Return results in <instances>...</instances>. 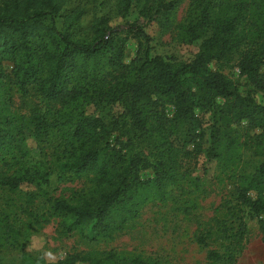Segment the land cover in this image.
Instances as JSON below:
<instances>
[{"label":"trees","instance_id":"trees-1","mask_svg":"<svg viewBox=\"0 0 264 264\" xmlns=\"http://www.w3.org/2000/svg\"><path fill=\"white\" fill-rule=\"evenodd\" d=\"M134 1H142L146 13L147 9L159 12L175 6L163 0H116L115 16L125 20L123 25L113 24L114 18L103 15L85 26V9L76 5V0L72 9L67 8L68 0H0V81L7 78L2 61L10 59V82L25 93L30 86L36 87L45 98L59 104L52 116H35L29 125L15 122L12 116L0 120L1 161L10 168L11 161L18 165L0 184L15 192L24 181L48 183L55 168L76 175L94 173L96 185L88 193H80L74 201L52 200V213L64 216L69 230L96 220L108 231L136 217L141 201L134 196L135 189L146 183L162 191L176 178L180 150L172 137H179L181 127L185 130L183 146L202 136L196 132V109L213 112L210 158L223 159L224 152L238 141V130L231 123L241 125L246 120L249 127L264 129V0H235L228 6L229 15L219 20L213 19L209 5L199 7L184 25L185 39H200L209 28L213 32L191 61L151 55L147 32L136 21H126ZM129 35L137 39L138 49L126 63ZM231 52L239 53L246 90L237 80L209 67L212 59ZM168 107H172L171 116ZM116 132L126 139L112 143ZM30 137L39 145L56 140L49 170L24 162ZM251 138L264 157V132ZM136 140L147 142L155 151V176L146 181L139 172L147 158L136 150ZM253 190L255 198L249 195ZM235 192L237 202L224 206L237 218L238 226L233 233L222 230L225 240L246 233L244 216L238 214L242 208L237 206L246 205L256 215L264 214V161L254 173L239 177ZM42 220L49 217L43 215ZM220 225L225 229L226 220ZM198 241L208 245L205 235ZM208 257L235 262L231 252L221 254L216 249L210 250ZM104 263L149 264L139 257L119 258L112 253L93 264ZM33 264L42 261L36 258ZM56 264L70 263L59 260Z\"/></svg>","mask_w":264,"mask_h":264},{"label":"rangeland","instance_id":"rangeland-1","mask_svg":"<svg viewBox=\"0 0 264 264\" xmlns=\"http://www.w3.org/2000/svg\"><path fill=\"white\" fill-rule=\"evenodd\" d=\"M76 1V5L80 3L85 9L82 18L85 26L103 15L114 18L113 24L123 25L125 22L115 16L116 0ZM233 1L163 0L174 3L173 9L159 12L147 9L149 13L143 9L142 1H134L126 21H136L147 32L151 55L191 61L213 29L209 28L200 39L188 41L184 25L199 7L201 9L206 5L211 8L214 20L222 19L229 15L228 6ZM74 4L75 0H68L67 8L72 9ZM137 49V39L129 35L126 40V63L136 56ZM2 62L7 78L0 81V120L12 116L15 122L29 125L35 116H52L59 104L45 98L36 87L30 86L29 92H23L16 83L10 82L12 61L3 59ZM238 63L239 53L231 52L225 57L212 59L209 67L237 80L241 89L246 90V80L240 74ZM257 97L262 99L261 94ZM166 112L171 116L172 107H168ZM196 116L199 122L196 132L202 133V136L183 146L185 130L181 127L183 132L179 133V137H172L174 145L180 150L176 178L167 182L162 191L146 183L135 189L134 196L141 201L139 213L125 221L121 228L103 231L94 220L69 230L64 216L52 213L53 198L74 201L80 193H88L95 187L92 172L76 175L55 168L48 183L37 185L24 181L15 192L0 184V264H33L36 258L42 264H56L59 260H67L70 264H93L109 253L119 258L139 257L149 264H264V214L256 215L246 205L237 206L238 210L242 208L238 214L244 216L246 233L235 240L223 237L224 230L233 233L238 226L237 218L224 205L237 202L235 187L239 177L254 173L264 161L251 138L255 133L264 132V129L249 127L246 120L241 125L231 123L238 130V141L231 150L224 152L223 159L210 158L208 150L212 146L213 112L198 108ZM120 139L125 140L126 137L116 132L110 141L116 143ZM52 142L39 145L33 137L28 138V155L24 162L48 169L56 140ZM135 147L147 158L146 165L140 169V178L149 180L155 176L152 166L156 163L155 151L147 142L140 140H136ZM7 158L10 162V153H7ZM15 162L11 161L10 168L0 158V179L18 168ZM249 195L255 198L257 192L250 191ZM43 215L49 220H42ZM224 219L227 222L225 229L220 225ZM201 235L207 237L208 245L198 241ZM213 249L221 254L231 252L235 262L209 258L208 253Z\"/></svg>","mask_w":264,"mask_h":264}]
</instances>
